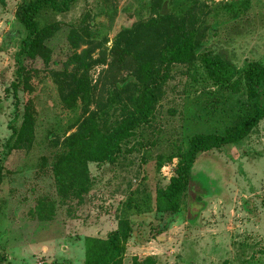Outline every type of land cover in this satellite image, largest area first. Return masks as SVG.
<instances>
[{
  "label": "rangeland",
  "instance_id": "rangeland-1",
  "mask_svg": "<svg viewBox=\"0 0 264 264\" xmlns=\"http://www.w3.org/2000/svg\"><path fill=\"white\" fill-rule=\"evenodd\" d=\"M27 1L33 0H0V264H84L98 258L124 219L132 230L121 264H264V118L239 142L199 152L180 210H157L191 137L226 133L246 112L239 72L250 62L264 66V0H175V14L193 19L200 50L191 62L171 65L152 116L120 142L113 162L82 165L83 192L60 190L53 163L85 118L104 132L134 111L143 87L130 70L148 46L136 35L123 52L113 40L123 28L153 18L160 6L73 0L66 11L39 10L41 29L61 23L45 41L51 64L45 67L41 56L28 61L39 71L15 93ZM71 28L80 39L71 40ZM72 52L86 67L71 61ZM204 54L219 55L236 71L214 82ZM234 80L237 89L229 84ZM261 93L264 102V86ZM28 115L31 145L7 154L10 125L19 129Z\"/></svg>",
  "mask_w": 264,
  "mask_h": 264
},
{
  "label": "trees",
  "instance_id": "trees-1",
  "mask_svg": "<svg viewBox=\"0 0 264 264\" xmlns=\"http://www.w3.org/2000/svg\"><path fill=\"white\" fill-rule=\"evenodd\" d=\"M152 1L160 6L154 17L139 22L135 27L123 28L113 40L114 49L123 52L127 50L130 41L136 35L148 46V51L136 60L132 71L130 70L134 79L142 84V95L128 118H124L112 128L104 132L97 130V128L93 129L95 120L93 117H89L81 121L76 133L64 139L63 150L53 163L55 181L60 190L85 191L87 172L85 167L82 169V165L89 161L113 162L120 142L129 137L139 124L147 122L152 116L162 84L170 78L171 65L191 62L200 50L201 42L195 39L191 15H176L175 0ZM72 2L73 0L24 2L22 20L25 24L26 35L16 53L18 80L12 83L15 93L24 79H28V76L39 71V69H32L28 66V61H34L38 56H41L45 67L49 68L51 58L45 55V51L48 50L45 41L51 38L61 27V23L56 22L41 29L36 20V13L45 8L66 11ZM70 31L72 41L81 38L73 28ZM72 55H75V59L72 58L71 61H76L80 64L79 66L86 67L88 61L81 59V54L72 52L69 57ZM203 56V65L210 78L216 83L227 79L233 71H236L217 54H204ZM65 64L68 65L69 61H66ZM79 70L77 69L76 72ZM239 76L246 85V101L248 103L246 112L226 133H199L191 137L189 148L181 156L175 167V174L171 177L169 184L160 191L159 199L162 205L157 209L159 212L176 213L180 210L178 201L184 188L186 174L199 152L239 142L264 118V102L261 93V87L264 86V66L257 62H250L246 68L239 72ZM126 84L128 83H123L121 86L123 91L126 89ZM229 84L233 89L238 88L236 80L230 81ZM15 98L14 115L16 116L19 101L17 94ZM9 128L12 133L5 143L7 154H10L14 149L31 145L33 129L32 119L29 115L25 117L19 129H16L13 124ZM1 159L0 156V172L2 168ZM131 230L130 220H121L117 228L108 234L98 258L95 260L88 259L84 264H121L126 241L131 235Z\"/></svg>",
  "mask_w": 264,
  "mask_h": 264
}]
</instances>
